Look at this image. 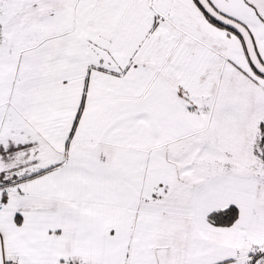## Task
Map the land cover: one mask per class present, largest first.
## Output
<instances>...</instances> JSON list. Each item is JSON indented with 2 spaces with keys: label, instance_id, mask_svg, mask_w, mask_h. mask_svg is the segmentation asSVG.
I'll use <instances>...</instances> for the list:
<instances>
[{
  "label": "snow or ice",
  "instance_id": "obj_1",
  "mask_svg": "<svg viewBox=\"0 0 264 264\" xmlns=\"http://www.w3.org/2000/svg\"><path fill=\"white\" fill-rule=\"evenodd\" d=\"M0 264H264V0H0Z\"/></svg>",
  "mask_w": 264,
  "mask_h": 264
}]
</instances>
